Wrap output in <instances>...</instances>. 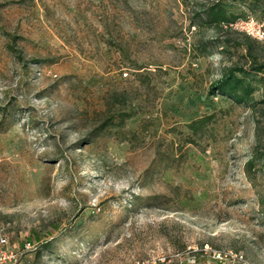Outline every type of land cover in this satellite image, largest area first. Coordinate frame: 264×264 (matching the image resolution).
<instances>
[{"label":"rangeland","instance_id":"obj_1","mask_svg":"<svg viewBox=\"0 0 264 264\" xmlns=\"http://www.w3.org/2000/svg\"><path fill=\"white\" fill-rule=\"evenodd\" d=\"M213 1L0 0V234L19 264H264V159L247 171L241 149L264 150V76L249 104L208 92L249 65L240 31L198 20Z\"/></svg>","mask_w":264,"mask_h":264},{"label":"trees","instance_id":"obj_2","mask_svg":"<svg viewBox=\"0 0 264 264\" xmlns=\"http://www.w3.org/2000/svg\"><path fill=\"white\" fill-rule=\"evenodd\" d=\"M244 7L241 8L240 5ZM237 9H240L239 11ZM264 13V0H214L200 11L196 12V16L201 23L215 25L225 30H233L225 28L224 23L231 22L237 18H244L247 15H262ZM259 20H263L254 16ZM239 32V31H238ZM244 37L245 55L248 58V67L242 65L224 66L219 78L214 80L208 87L210 94H220L231 99L235 104H249L253 102V93L255 87L251 83L248 76L251 73L262 74L264 76V60L259 58L256 47L259 46L258 40L240 32ZM230 42L229 39L225 43ZM214 119V113L203 115L193 119L187 124L192 133L203 131ZM248 159L245 161V168L252 169L259 159H264V150L257 145L242 147ZM30 242V241H28ZM206 264L205 262H202ZM186 264V260L183 261ZM214 264H223L218 260H214Z\"/></svg>","mask_w":264,"mask_h":264},{"label":"built area","instance_id":"obj_3","mask_svg":"<svg viewBox=\"0 0 264 264\" xmlns=\"http://www.w3.org/2000/svg\"><path fill=\"white\" fill-rule=\"evenodd\" d=\"M223 26L225 28H231L243 32L261 42H264V20H259L252 15H247L244 18H237L231 22L224 23ZM24 247L30 248V242H25ZM230 255L232 260H236L237 262L244 264L243 256L241 254L235 253ZM21 256L22 252L10 245L6 234H0V264H19ZM213 259L222 262V257L219 253L214 254ZM186 264L204 263L200 261L198 263H192L189 260H186Z\"/></svg>","mask_w":264,"mask_h":264},{"label":"crops","instance_id":"obj_4","mask_svg":"<svg viewBox=\"0 0 264 264\" xmlns=\"http://www.w3.org/2000/svg\"><path fill=\"white\" fill-rule=\"evenodd\" d=\"M240 5V4H239ZM241 6V8H243L244 9V7L242 6V5H240Z\"/></svg>","mask_w":264,"mask_h":264}]
</instances>
